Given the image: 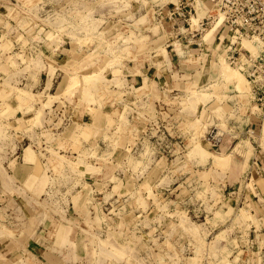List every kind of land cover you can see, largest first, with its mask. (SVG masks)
<instances>
[{
	"label": "rangeland",
	"instance_id": "rangeland-1",
	"mask_svg": "<svg viewBox=\"0 0 264 264\" xmlns=\"http://www.w3.org/2000/svg\"><path fill=\"white\" fill-rule=\"evenodd\" d=\"M0 15L6 16L7 9L0 8ZM92 18L100 19V13ZM121 19L108 15L96 35L107 43L118 36L134 42L147 36L136 44L143 51L136 59H117L90 82L88 95L79 93L80 101L70 107V94L64 92L69 85L65 65L75 59L71 46L65 44L69 50L52 57L51 42L41 36L36 48L43 56L26 55L45 69L31 95L43 92L48 107L15 113V120H31L36 127L15 142V156L6 157L0 168V256L5 264H47L52 254L57 264H264V194L248 175L255 149L264 153L259 137L264 121L250 93L243 96L220 75L225 65L243 74L226 59L231 38L215 32L206 41L216 22L202 40L190 44L187 25L182 34L170 35L167 24L157 19L164 36L160 39L126 29ZM160 48L167 59L155 55ZM170 58L178 67L172 81L152 85L146 77L138 79V63L162 66ZM16 80L26 92L28 80L20 76L12 82ZM194 102L206 125L198 139L170 134L175 128L165 126L161 113L176 122L180 107L189 109ZM9 103L13 109L27 106L23 96ZM80 104L78 117L72 111ZM250 118L257 128L253 137L246 133ZM222 139L228 149H219ZM198 142L216 156L231 153L238 144L248 154L243 158L235 152L230 161L217 164L212 155L194 153ZM177 152H191L203 161L195 175L173 174L180 167ZM12 159L15 164L9 167ZM242 161L244 179L228 186L236 173L233 165ZM21 231L24 237L17 238ZM37 243L43 245L41 255L32 254H37Z\"/></svg>",
	"mask_w": 264,
	"mask_h": 264
},
{
	"label": "clouds",
	"instance_id": "clouds-1",
	"mask_svg": "<svg viewBox=\"0 0 264 264\" xmlns=\"http://www.w3.org/2000/svg\"><path fill=\"white\" fill-rule=\"evenodd\" d=\"M170 3L179 5L180 0H0V8L7 9L6 16L0 15V168H3L6 157L11 159L15 156L18 146L15 142L36 127L31 120L25 121L23 118L15 120V113L23 112L27 115L38 105L48 107L44 104L43 92L31 95L32 89L37 88L40 83L38 79L40 73L45 69L37 61L26 60V55L43 56L36 48L41 42V36L51 42L48 47L52 57L61 50L68 51L69 49L63 47L65 44L71 46L70 51L75 59L65 65L69 69L65 72V77L70 82V95L67 101L70 107L80 101L79 93L88 95L90 82L112 69L117 59H136L143 51V48L136 47V44L148 39L142 35L141 42H134L118 36L111 43L102 42L96 32L99 25L105 23L106 17L122 15L123 19L119 23L126 29L137 34L150 33L164 39L157 17L162 18V13ZM105 9H111V12H105ZM97 11L100 13V19L94 20L92 16ZM17 47L19 53L14 54L13 50ZM132 48H135V53L130 50ZM155 55H165L163 48L155 50ZM116 74H119L118 71ZM20 76L28 80L25 84L26 92H21L18 80L12 82ZM21 96L26 98L27 106L19 104L13 109L9 102L14 99L20 100ZM180 117L185 119L181 120ZM160 119L165 121L166 127L175 128V132L170 134L186 135L191 140L198 139L202 127L206 126L202 124L204 117L198 116L195 111V102L189 109L180 107V115L176 122H169V117L164 113H161ZM25 124L32 126L25 127ZM44 142L47 143V140ZM34 146L39 148V145ZM42 152L43 149H40L37 155H41ZM176 158L180 161V167L176 169L174 175L177 173L183 175L185 172L195 175L203 162L193 157L191 152L184 155L177 152ZM31 162L37 164L36 160ZM14 164L15 159H12L9 167ZM24 235L25 233L21 231L17 238ZM0 264H5L2 256ZM11 264H16L15 260H12ZM47 264H57V261L52 258Z\"/></svg>",
	"mask_w": 264,
	"mask_h": 264
},
{
	"label": "built area",
	"instance_id": "built-area-1",
	"mask_svg": "<svg viewBox=\"0 0 264 264\" xmlns=\"http://www.w3.org/2000/svg\"><path fill=\"white\" fill-rule=\"evenodd\" d=\"M200 4L211 11L193 28L192 20L197 17ZM169 18L176 35L182 34L186 25L189 27L185 31L190 35V44L202 40L207 29L220 22L218 35L223 33L231 38L226 59L246 76L250 100L264 121V0H180L179 5L171 6ZM244 40L258 47L256 55L245 49Z\"/></svg>",
	"mask_w": 264,
	"mask_h": 264
},
{
	"label": "crops",
	"instance_id": "crops-1",
	"mask_svg": "<svg viewBox=\"0 0 264 264\" xmlns=\"http://www.w3.org/2000/svg\"><path fill=\"white\" fill-rule=\"evenodd\" d=\"M172 5H173V3H170V4H168L166 6L164 12L162 13V18L161 17H157V19L160 21V23L167 24L166 26H167V28H169L170 35H171V33L172 34L174 33L173 27H172L173 23H172V21H170V18H169V8ZM165 24L164 25L162 24V26L165 29V31H167ZM166 33H168V32H166ZM175 56H178V55H175ZM173 60H172V58H170V63H164L162 66H158L157 64L149 63L148 60L147 61L144 60L142 65H140L138 63V65H136L137 66L136 68L139 71L141 70V72H142V75L141 76L139 75L138 79L140 78L141 80H143L146 77L148 79V81L152 85L155 84V83H157L158 85H160V83L161 84L162 83L166 84V83L172 81L173 76L175 74V69L178 68V67H176V64H175L176 62L175 61L173 62ZM178 66H180V65H178ZM181 70L183 71V69H181ZM81 107H82L81 104H80V106L76 105L75 107H73L74 108L73 111H72L73 114H76V116L79 117L80 116L79 110L81 109ZM255 126H256L255 122L250 118V121H249V123L247 124V127H246V128L249 127V131L246 132V133L249 134V137H253L251 133L252 132L255 133V129H257ZM226 144H227V142L225 140L223 141V139H222L220 144L218 145L219 149H221V150L222 149H224V150L228 149V145H226ZM255 150H256L255 153H254L255 156H254V159L251 162V165H250L251 169H250L248 175H252L253 177H255L257 179L256 181L259 183L258 186L260 187L259 188L260 192L264 194V155H262L264 153H262V151H257V149H255ZM241 163L242 164L233 165V168L236 170V173H235V171L232 172V173H235L234 174L235 176H230L228 178L229 179V180H227L228 181V186L232 187L234 185H237V183L240 180L244 179L246 174H245V171H244V168H243V161ZM231 175H233V174H231ZM231 182H233V183H231ZM9 244H10V246H13V243H9ZM48 244H50V243H48ZM33 249H34L35 252H37V254L32 253L33 255H41V254H43L42 253L43 252V245H39L37 243V244H35L33 246ZM49 254H52V253H49ZM53 255L54 254L48 255V256H50V258L49 257L48 258L49 259L55 258V260L57 261L58 260L57 256L53 257ZM40 258L42 259V256ZM44 262H46V261L44 260Z\"/></svg>",
	"mask_w": 264,
	"mask_h": 264
},
{
	"label": "bare ground",
	"instance_id": "bare-ground-1",
	"mask_svg": "<svg viewBox=\"0 0 264 264\" xmlns=\"http://www.w3.org/2000/svg\"><path fill=\"white\" fill-rule=\"evenodd\" d=\"M204 6L203 5H201L200 4V8H203ZM210 10V9H209ZM209 10H207V11H201V9H199L198 10V18L197 17H195L193 20H194V23L195 24H197V22H198V20H200V18H203L205 15H207L210 11ZM194 24V25H195ZM219 27H220V22L219 21H217L215 24H214V26L211 28V30L210 31H208V33H207V36L205 37V39H206V41L207 40H209L210 38H212L213 36H215L214 35V33L216 32V35H218L217 34V32L219 31ZM220 35V34H219ZM219 39V38H218ZM212 41V40H211ZM246 41V40H245ZM245 41H243L245 44H244V46H245V49H250L251 51H253L254 53L256 52V50H255V48H254V46H253V43L251 44V42L249 41V42H245ZM220 42H222V41H220ZM247 47V48H246ZM178 48V47H177ZM166 51V50H165ZM250 51V52H251ZM166 54H167V52H166ZM255 54H257V53H255ZM167 56V55H166ZM221 62V61H220ZM223 63V62H222ZM222 67H223V65H222ZM223 68H224V70H223ZM222 68V71L220 72V75L223 77V78H226L227 79V84H232L235 88H239V90H240V92L243 94V96L248 92V93H250L249 91H250V85L249 84H247L246 83V81H247V79L245 78V76H243V74H241V73H238V72H236V71H234V70H232L231 68H229L228 67V65H225L224 67ZM238 70V69H237ZM146 71V70H145ZM147 73V72H146ZM222 80H224V79H222ZM69 82V81H68ZM92 82V81H91ZM225 82V81H224ZM91 85V84H90ZM89 85V86H90ZM147 85V84H146ZM151 86V85H150ZM69 87H70V82H69V85L67 86V89L65 90V92L64 93H68L69 94ZM148 87V86H147ZM90 88V87H89ZM204 90V89H203ZM239 92V91H238ZM239 92V93H240ZM200 95V94H199ZM225 96V95H224ZM218 98V97H217ZM264 126V125H263ZM260 139L263 141L262 143H263V145H264V127H263V129H262V131H261V134H260ZM197 145H199V147H197ZM239 145V144H238ZM238 145L237 146H235V148H234V150L231 152V153H229V154H225V155H218V156H216V155H212L210 152H208L207 150H205L204 149V147H202V145H200V143L198 142L197 144H196V148H195V151L196 152H194V153H199V155H202V157L203 156H210V155H212L213 157V159L215 160V162L217 163V164H224V163H226V162H228V161H230L231 159H232V155H234L235 156V154H233V153H235V152H238V154L239 153H241V155H242V153H243V157L246 155V154H248V153H245V152H243L244 151V149H241L240 147H238ZM264 147V146H263ZM250 148L251 147H249V149H247V151L249 150V152H250ZM246 151V152H247ZM250 154V153H249ZM197 155V154H196ZM253 155V154H252ZM253 157V156H252ZM210 158H211V156H210ZM205 160H208V157H207V159H205ZM246 160H247V158H246ZM226 161V162H225ZM247 162V161H246ZM250 165V164H249ZM248 167V166H247ZM252 190V189H251ZM253 191V190H252Z\"/></svg>",
	"mask_w": 264,
	"mask_h": 264
}]
</instances>
